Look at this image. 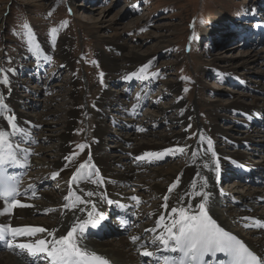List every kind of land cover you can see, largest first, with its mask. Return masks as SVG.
<instances>
[{
    "label": "rangeland",
    "instance_id": "rangeland-1",
    "mask_svg": "<svg viewBox=\"0 0 264 264\" xmlns=\"http://www.w3.org/2000/svg\"><path fill=\"white\" fill-rule=\"evenodd\" d=\"M232 22L238 23L233 30L228 27ZM25 23L33 31L32 43L28 40L27 30L22 28ZM257 25H264V0H0V68L7 70L8 63L13 61L24 66L29 60L34 66L31 69L33 78L28 81L22 73L24 70L17 72L21 83L18 92L21 95L31 93L32 89L34 92H40V98L33 96L36 99L24 101V106L29 105L30 110L37 113L44 112V107L49 106L46 112H50V115H53L51 117L62 110L61 106L51 102V99L59 95L69 102L67 98L74 87L71 83L75 77L80 78L79 91H88V94L83 97L79 134L71 137L74 139L71 155L77 152V155L73 156L75 162L87 159V156L82 160L77 159V156L81 155L78 145H87L85 133L91 125L93 126L87 118L88 109L93 106L92 102L98 92L104 89L115 95L121 94V101L123 100L128 108L137 102L141 91L149 93V106L136 118V124L140 126L148 123L150 118L157 119V122L150 120L151 123L145 128L144 133L148 138L152 133L175 136L186 130L187 137L181 139V145L187 146L199 139L202 130L200 123L191 119L186 126L172 121V117H179L180 108H177L176 104L181 99L184 108L194 109L192 118H202L204 122H208L210 112L219 109L226 120L218 125L222 130H231L229 136L232 140L246 138L249 132L252 135L251 140L260 144L264 143V117L259 119L258 123L255 122L252 128H245L240 125L246 119L238 114L240 107L248 104L253 106L257 113L264 103V27ZM53 27L58 29L55 38L50 32ZM245 31L246 34L250 31L251 36L242 40ZM65 39L70 42L68 63L63 64L57 54L51 55L49 65L45 67V74H41L44 68L38 63L40 59L42 64H46V61L30 50L33 44L39 50L42 48L41 44H44L57 53ZM131 51L142 54L146 57V62L141 66H132L135 69L131 75H136H133L131 80H126L125 76L120 74L111 80L110 74L103 66L101 54L121 59ZM214 61L217 66L212 65ZM234 67H238L239 71L234 70ZM141 68L145 69L143 73ZM47 70H58L61 73L52 78ZM244 73L249 75L245 76ZM5 74L8 75V72L0 73V77ZM230 74H237L239 77ZM138 76L148 78L138 79ZM26 80L29 82V90L22 86ZM127 81L132 82L129 85V97L124 93ZM139 81L144 83V87L138 84ZM167 83L177 84L178 91L171 90ZM89 86L93 89L91 93ZM120 111L122 110L118 105L107 110L105 126L110 134L103 139V151L99 150L95 156V159L101 158L106 153L118 167L128 161L123 160L122 157L126 156V153L122 149L125 148L129 152L131 147L128 145V139L135 137L133 133L128 136L127 131H123L125 122L119 125L115 123L116 120L124 119ZM162 114L167 117L166 120L161 119ZM154 123H158L157 127ZM126 129L128 130V127ZM36 136L37 134H33L35 140ZM218 143L225 153L242 152L256 164L264 163V144H251L250 147L244 148L225 140H218ZM51 146L50 140H40L35 147L43 148L48 155ZM163 159L159 160L157 168L165 174L182 161H186L188 154L176 152L175 155L169 154ZM222 169L219 190L229 196L228 200L224 201L225 209L238 217L242 211H246L240 206L239 196L249 197L248 189H255L258 190L257 194L247 199H252L255 206L248 211L259 212L260 216L263 213L260 208L264 207V197L259 191L264 189V173L259 175L261 180L259 179L257 185L258 180L250 183L238 176L235 178L232 172L234 170L230 171L231 167L224 166ZM58 184V180H46L39 190L61 198L63 194ZM121 188L128 195L139 194L148 198L149 202L140 204L139 210L142 212L150 210L157 201L155 192L145 187L141 189L139 185L135 186V182L125 183ZM236 209L239 210L233 212ZM38 218L46 219L43 214ZM146 223L147 219L143 220L141 225L144 227ZM112 225L114 226L113 223ZM246 229L247 227L240 225L239 234L244 235Z\"/></svg>",
    "mask_w": 264,
    "mask_h": 264
},
{
    "label": "bare ground",
    "instance_id": "bare-ground-1",
    "mask_svg": "<svg viewBox=\"0 0 264 264\" xmlns=\"http://www.w3.org/2000/svg\"><path fill=\"white\" fill-rule=\"evenodd\" d=\"M41 46L42 48L40 49V54L43 58L45 56L50 57L51 55L57 54L63 64L68 63L70 48L69 39L64 40L60 46V50L57 53L54 52L49 46H45L44 44H41ZM101 56L103 60V66L106 72L110 74L109 76L111 77V80L116 79L117 75L119 74L125 77L130 76L137 65L141 66L146 62V57L136 51H131L130 53L123 55L121 59H115L114 57L107 54H101ZM134 65L135 67H132ZM212 65L217 66L215 61ZM43 66L45 68V65ZM33 67L34 66L29 63V60H27L24 66H22V64L19 65L15 61L8 63L7 69L12 70L8 72L10 83L7 85L0 84V94L3 95L4 102L8 105V112L5 113V116L9 114L15 116V122L23 130L24 134L14 136L11 139L20 145V150L26 149L29 151L27 153V162L26 164H23L30 172L29 177H27L23 184V187L27 189L28 185H34V191L36 192L38 187L40 188L43 182L46 180L50 181L53 173L59 172L60 175L54 180L59 181L58 188L63 196L60 198L53 193L39 190L32 199L33 189H29L27 197L20 198V200L24 204L31 205V207H18L13 210L12 215L9 216L6 214L0 216V223H11L13 226L27 225L34 227H46L50 230L59 229L57 232V236H59L60 234H66L67 231L70 230L77 216H79L81 219H87V212L91 210V204H76V207L71 210L65 208V204L70 202L75 203V197L65 199L66 197H69L71 191L76 190L77 195H83V192L86 191L106 193L107 198L114 202L113 204L109 205L105 202H102L99 195L87 198L96 203L97 211L103 212L106 217V219L102 222V228L99 231L102 237L99 239L95 234H90V228L88 227L84 233L82 244L85 245L90 251L107 258L110 261V264H141L142 257L138 249H140L141 243L153 239V235L149 232H146L145 229L155 228L160 216L165 217V223L169 222V217L172 215L170 212L171 207L178 206L177 196L184 195L186 193H193L194 190L191 185L193 182H195L197 184L196 190L210 193L209 214L215 217L222 227L235 233L237 236H239L240 225L247 227L245 234L242 236L247 239L248 244L257 254L264 256V228L254 226L256 221L264 222V207L262 206V208H260L263 210V213L260 216L259 212L250 213L251 210L248 211L250 208H253L255 204L253 203L252 199L251 201L247 199L249 197L252 198L255 194H257L258 190L254 189L251 191V189H248L250 192L247 194V196L249 197L246 198L239 196V199H241L240 206L242 208L244 207L246 211H242L238 217L232 215L228 209H225L224 206V201L225 199L228 200L229 196L224 195L219 190L221 178L219 182H217L216 173L211 168V152H205L207 148V140L208 138H211L213 142V150L220 158L221 169L224 166L229 168L231 167V169L235 168L236 166H242L246 168L249 173L242 175L241 179H249L252 178L253 173H255L256 176L263 175L264 163L262 162L263 164L258 165L252 160H249L248 157H246V155H244L242 152L237 151L225 153L224 150L219 147V143L217 144V142L218 140H225L227 142L230 141L234 145L244 148L250 147L251 144L263 146L264 143L259 144L253 142V140H251L252 135H250L249 132L247 133L246 138H242L238 141L232 140V138L229 136V132L231 130H222L218 125L219 123H223L224 120H226L224 115L220 114L219 109L212 110L209 114V121L204 122L202 118H198V120H196L194 117L192 118L194 109L189 107L184 108L183 102L181 99H179L180 102L176 104V107L180 108V112L178 113L179 117H172V121L187 126V124H189L190 120L192 119L193 122L196 121L200 123L202 130L200 132L201 135L199 139L187 145L191 146L185 151L188 154V159L186 161H182L181 164H178L168 173L164 174L159 168H157V165L159 160H162L167 155L162 159H156L155 156H150L147 154L161 153L167 149L185 147L180 144V141L181 139L187 137L186 130H184L183 133H179L178 135L175 134V136L152 133L149 135L150 138H148L144 133L146 131L145 128L148 127V123H151L149 121H152L153 119L150 118L148 123L146 122L142 126H140V124H136L137 119H135V115L138 113L140 107H143L145 104L144 100H140L139 104H135L132 107L129 106L128 108L123 100L121 101V94L115 95L113 92L108 90L106 91V89H104L101 92H98V96H95V99L92 102L93 106H90L88 109L87 118L91 120L90 123H93V126L91 125L90 129H88V131L85 133V136L88 140L87 145L89 147H86L83 150L78 148L81 155L77 156V159L82 160L86 158V156L87 159L81 162H75L74 157L70 152L71 147L73 146L72 143L74 142V139H71V137L73 135L79 134V122L81 121L80 115L83 111V97L85 95L87 96L88 91L86 93L79 91L81 80L79 77H75L73 79V83H71L74 84V87L70 90V97L67 98L69 99L70 105H68L69 102L65 97L58 95L51 99V102H56L61 106L62 110L57 113V115L51 117L53 115H50V112H46L48 111L49 106L44 107L46 108L44 109V112H34L35 110H30L29 105L24 106V101H29L32 98H35L33 96H38L40 98V92H34L33 89L32 91L30 89L31 93L27 92L25 95L19 94L18 87L21 85V83L19 81V75H17V72L24 70L22 73L29 81L32 78L31 69H33ZM234 70L239 71V68L234 67ZM52 71L53 70H51V72L48 71V74L52 78H54L53 76L59 75L61 73L58 70ZM230 75L236 78L239 77L237 74ZM244 75L247 76L249 73H244ZM27 80L22 84V86L29 90V82ZM43 80L44 79H42V81ZM223 80H226V78H223ZM167 85L171 90L178 91L179 89L177 84L167 83ZM92 90V87L89 86L90 93ZM35 93H38L39 95H35ZM115 105H118L121 108L122 111H120V114L125 119L118 121L116 120L115 123L119 125L125 122L126 127H128L129 130H127L125 127L123 131L126 130L128 136H131V133L135 135L134 139H132V137L128 139V145L131 147L130 151L128 152L125 148L122 149V151L126 153V156L122 158L124 161H128L120 167H118L115 162L111 160V157H109L106 153H104L101 158L95 159L97 152L99 150L103 151L104 137L110 134L108 127L105 126L107 123L105 118L107 116V110L112 109ZM67 106L71 107L68 108ZM236 107H234V109ZM240 108L241 109L238 108V114L245 117L246 119L243 123H241L240 127L244 126L245 128H252L255 125V122L258 123L259 119L264 117V103L261 105V108L257 113H255L253 110L254 107L250 104ZM249 117H251V119H249ZM161 119L166 120L167 117L162 114ZM153 121L157 122V119ZM157 124L154 123V126L157 127ZM0 129L10 131L7 120L4 117H0ZM140 129H144V131H140ZM33 134H37L35 137L36 140L34 139ZM201 137H203V139H201ZM40 140H50V142H52V146L48 150V155L45 154L43 148L35 147L37 146L38 142H40ZM149 141H152V143ZM225 146L226 148H229L227 145ZM21 152L23 151H20V153ZM194 152L196 153L195 156L193 155ZM74 153L77 155L76 151L72 154ZM141 156L144 157L143 160L138 159V157ZM23 157L24 156L20 155V159L22 161ZM65 157H70L72 162L70 163L69 160L65 159ZM89 157L91 158V164H93L95 168L98 169V173L94 175L93 178L97 180H103V185L100 187H97L91 183H79L71 181V177L73 173L76 172L79 164L88 161ZM53 158L57 159L51 160ZM205 161L209 162V168L203 167ZM34 171L37 172L32 174ZM85 171H88V169H85ZM201 177L207 178L206 188L200 187V185L203 183ZM177 179L180 181L178 188L175 189L171 194H168L167 189ZM130 182H135V186L139 185L141 189L145 187L155 192L157 201L153 203L150 210L142 212V210L134 211L132 209L136 206V202L130 199V197L133 195H128L121 188L122 185L125 183L129 184ZM81 189L83 192L80 191ZM259 192H261V195L264 197V189ZM165 195H169V199L167 201L169 207L167 209L162 207V205L165 203L163 199ZM135 196H138L141 200V203L143 204L149 202L148 198L141 197L139 194H135ZM199 200L200 197L194 195H185L184 204L192 205V212L195 213L198 211L197 205ZM117 202L124 207H118ZM3 206V203L0 202V211L3 210ZM229 208L231 209L232 207ZM117 210L119 212L121 211L123 215L125 214L129 216L131 219L136 220L137 222L147 219V223L144 225V227L134 230L128 236L122 237L120 235H125L126 233L121 231L119 227L116 229L110 220V217L115 212L118 216ZM238 210L239 209H236L233 212ZM132 213H135V215ZM41 214H43L46 219H39L38 216ZM162 230L163 229H158V231ZM46 235V233L37 234V238H41ZM133 235L141 237V240L136 244H133L130 239V237ZM149 250L154 251L151 246H149ZM0 264H27V260L15 252H0Z\"/></svg>",
    "mask_w": 264,
    "mask_h": 264
},
{
    "label": "snow or ice",
    "instance_id": "snow-or-ice-1",
    "mask_svg": "<svg viewBox=\"0 0 264 264\" xmlns=\"http://www.w3.org/2000/svg\"><path fill=\"white\" fill-rule=\"evenodd\" d=\"M69 11H71L69 9ZM251 14V13H246ZM51 15V13H49ZM203 22V21H202ZM257 27H264V25H257ZM23 29L27 30V36L30 43H32L33 31L31 27L25 23L22 25ZM58 29L53 27L50 32L53 38H55ZM35 55L39 57L40 50L34 44L30 49ZM45 60H50L51 57L45 56ZM12 71L11 69L0 68V73H6ZM141 73L145 71L141 68ZM103 77V73L100 74ZM133 73L130 76H126V80H131ZM155 76L156 73H153ZM138 79H147V76H138ZM9 77L7 74L0 77V84H9ZM8 105L4 102V97L0 94V117H4L7 120L8 128L10 131L0 129V201H3V210L0 211L2 215H12L13 210L16 208L31 207V205L24 204L18 198L22 195H27L29 189H33L32 195H35L34 185H28V188L23 193L20 191L21 181L18 178L8 175V167L17 166L21 163L27 162L28 156L26 150H20V145L15 143L11 138L17 135H23V130L15 122L14 115H7ZM251 119V117H249ZM144 131V129H140ZM203 139V137H201ZM78 147L83 150L89 147L86 144H80ZM191 146L180 147L177 149H167L161 153H148L147 155L155 156L156 159H162L164 156L176 152L184 153L186 149ZM20 151H24L25 155L23 161L20 159ZM205 152H211V168L215 171L217 182L221 178V166L220 158L218 154L213 150V142L211 138L207 140V148ZM76 154L74 153L73 156ZM195 156L196 153L194 152ZM65 159L72 162L70 157ZM143 160L144 157H138ZM204 168H209V162L205 161ZM88 169V171H85ZM98 173V169L91 164V158L88 161L79 164L76 172L71 177L72 182L79 183H91L100 187L103 185V180L94 179L93 176ZM60 173H53L51 179H55ZM199 175V173H198ZM203 183L201 188L207 187V178L201 177ZM180 184L179 179L173 182L167 189L168 194H171ZM193 193H186L184 195L177 196V205L170 209L171 216L169 222L165 223V217L160 216L157 221L156 227L152 229H145L153 235V239L150 241H144L138 249L141 256L149 258L151 261L153 258L156 264H160L163 260V264H209V261L213 257H217V254H223L227 258V264H264V256L257 255L251 251L245 243L238 239L235 235L226 232L216 221L209 215L210 207V193L206 191H198L197 184L192 183ZM83 192V190H80ZM99 195L100 200L109 205L114 202L107 198L106 193H96L93 191L83 192V195H77L76 190L70 192V197H75V203L65 204L64 207L73 209L76 204H91V210L87 212L88 218L81 219L77 216L66 234H60L57 236L59 229H48L46 227H34V226H13L11 223H0V243L7 250L13 251L18 255L23 256L27 260V264H110V261L98 255L93 251L87 250V247L82 244L84 233L86 229L91 226L93 228L100 227L101 222L106 219L103 212L97 211L96 203L91 199L93 196ZM187 196L200 197L198 202V211L192 212V205H185L184 199ZM131 200L136 202V206H139L141 200L138 196H131ZM165 203L163 208L167 209L169 195L163 197ZM118 207H124L117 202ZM83 210V209H82ZM135 215V213H132ZM259 228H264V222L256 221L255 225ZM158 229H163L158 231ZM47 235L41 238H37V234ZM133 244H136L141 240L140 236L133 235L130 237ZM151 246L153 250H149ZM164 250L170 254L163 256ZM149 261H145V264H149Z\"/></svg>",
    "mask_w": 264,
    "mask_h": 264
}]
</instances>
